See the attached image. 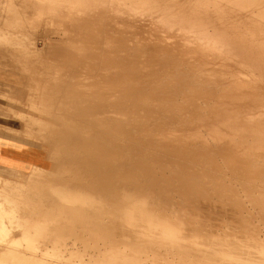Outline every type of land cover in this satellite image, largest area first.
Returning <instances> with one entry per match:
<instances>
[{
	"label": "bare ground",
	"instance_id": "bare-ground-1",
	"mask_svg": "<svg viewBox=\"0 0 264 264\" xmlns=\"http://www.w3.org/2000/svg\"><path fill=\"white\" fill-rule=\"evenodd\" d=\"M65 10L0 37V264H264V0Z\"/></svg>",
	"mask_w": 264,
	"mask_h": 264
},
{
	"label": "crops",
	"instance_id": "crops-1",
	"mask_svg": "<svg viewBox=\"0 0 264 264\" xmlns=\"http://www.w3.org/2000/svg\"><path fill=\"white\" fill-rule=\"evenodd\" d=\"M35 1H37V0H0V37L1 36L3 37L5 32L11 31V30L14 31L15 34L17 33L16 34L17 36H21V33H22V36H28V37L29 36H35V37H42V38L50 37V36H57L56 33L66 30V24H65V19H64V18H66V10H65V8H66V0H61V1L57 0V2H56V0H50L54 4L50 3L49 0H40V1L38 0L37 3ZM63 2H64V4H63ZM7 3H9L10 5H6ZM35 4H40L39 6L41 8L39 6H37V5H35ZM5 5L8 6V9H7V7ZM9 6H12V7H9ZM29 7H30V9H29ZM38 7H39V9H38ZM60 7H62V8H60ZM11 8H13V9L16 8L17 10L15 9L14 12H13V9H11ZM42 9H43V11H42ZM39 10H40V12H39ZM44 10H45V12H44ZM4 11L5 12L7 11L8 14L7 13L5 14ZM63 11H65V14H63L64 13ZM10 12H12L14 15H12ZM59 12H61V16L65 15L64 18L61 17L62 19H60V13ZM33 13L35 14V16L37 15V18L34 16ZM43 14H44L46 19L45 18L42 19L44 17ZM38 15L42 16V18L40 17V21L42 22V24H41L40 21H38L39 20V18H38L39 16ZM56 15L59 16V18ZM18 16H19V18H18ZM7 17H9V18H7ZM15 18H16V20H15ZM22 18L25 19V20H23ZM2 20H4V21H2ZM28 20H29L30 23L28 22ZM51 20H54L55 22H58V26L55 27V28H51V26L49 25ZM7 21L13 22L12 23L13 25L11 24L10 28H7V27L5 28V26H4V22H7ZM23 21H24V24H22ZM17 23H19V24H17ZM51 29L55 30V32L53 34L51 33ZM32 33H35V34H32ZM41 35H43V36H41ZM0 44H1L0 45V51H1L0 54H1L2 51H3L2 41H0ZM0 95H1V92H0Z\"/></svg>",
	"mask_w": 264,
	"mask_h": 264
},
{
	"label": "rangeland",
	"instance_id": "rangeland-1",
	"mask_svg": "<svg viewBox=\"0 0 264 264\" xmlns=\"http://www.w3.org/2000/svg\"><path fill=\"white\" fill-rule=\"evenodd\" d=\"M136 31H137V29H134L133 30V32H136ZM54 32H55V30L51 29V33L53 34ZM55 37L56 36H50V37H44V38H48L47 41L49 42L50 38H55ZM41 38L42 37H37V39L33 40L32 43H31V41H27V43H26L25 46L27 48L33 47V48H36V49H40L41 48L40 46H42ZM5 46L3 45V47H5ZM6 47L8 48L9 46H6ZM5 71L0 69V82L1 83H5V84H9V85H11V84L16 85L14 83V79L11 77V74L8 73L9 71L8 70H5ZM11 97L14 99L16 96H5V97L4 96H0V140H8L9 137L12 136V133L9 132V131H7L6 128H10L11 127V128L19 129V130H22V129L26 128V126H23L24 124L20 120H18L17 122L14 121L15 124H12L11 123V122H13V121L10 120L12 118L13 112L17 111L18 108L15 109V110H13L14 109L13 108L11 111H7L8 109L5 108V105H8V104L13 105L16 108L17 104L20 105V103H22V104L25 103V99L22 97V99L19 100V103L16 102V105H14V103H12V102H11L12 104L11 103H8V102H10L9 100H10ZM19 99H20V97H19ZM3 112H5V116L3 115L4 114ZM10 112L12 114H10ZM27 112L28 113L30 112L29 114H31V115L38 116V114H36L35 112L32 113L33 111L32 112L31 111H27ZM13 152L16 154V151H12V149H10V148H5L0 143V153L1 154H4V153L12 154ZM19 157L22 158V157H26V156H24L23 154H21ZM38 163H39V161H38ZM0 174L5 175V176H9V177L11 176V175L7 174L6 172H2L1 170H0Z\"/></svg>",
	"mask_w": 264,
	"mask_h": 264
}]
</instances>
